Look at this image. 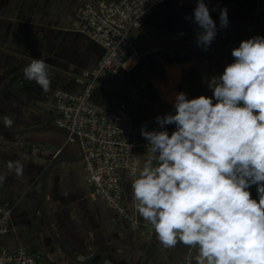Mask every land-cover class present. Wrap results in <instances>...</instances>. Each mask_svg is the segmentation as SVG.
I'll return each mask as SVG.
<instances>
[{
	"label": "crops",
	"instance_id": "0c3cea01",
	"mask_svg": "<svg viewBox=\"0 0 264 264\" xmlns=\"http://www.w3.org/2000/svg\"><path fill=\"white\" fill-rule=\"evenodd\" d=\"M88 1L0 0V113L10 112L15 119L12 132L56 126V93H82L85 74L96 68L103 54V47L79 29L78 11ZM205 2L218 28L207 50L196 42V0H155L153 13L139 28L141 38L160 44L184 35L191 40L169 50L137 48L125 67L102 78L92 93L95 104L130 113L142 139V126L158 127L155 117L173 111L175 92L184 91L188 98L211 96L207 82L232 62V49L243 39L264 35V15L255 18V0ZM223 7L229 23L221 28ZM33 58H43L50 69L47 92L24 78L22 69ZM4 131L10 130L0 124ZM145 151L140 150L141 164ZM80 155V147L60 132L0 135V171L7 173L10 160L23 164L21 176L7 173L0 184V204L13 208L0 250L25 248L39 255L40 264H79L54 246L51 227L74 256L96 264H186L188 247L178 243L164 248L153 226L134 210L130 172L122 171L124 206L130 216L124 218L93 194ZM47 170L43 198L39 184ZM250 190L255 196L256 186Z\"/></svg>",
	"mask_w": 264,
	"mask_h": 264
},
{
	"label": "clouds",
	"instance_id": "9594fccd",
	"mask_svg": "<svg viewBox=\"0 0 264 264\" xmlns=\"http://www.w3.org/2000/svg\"><path fill=\"white\" fill-rule=\"evenodd\" d=\"M192 19L197 46L207 50L218 28L205 0H196ZM228 23L220 8V27ZM231 55L207 82L211 96L175 92L173 111L155 117L158 127H141L146 151L129 173L134 210L164 248L188 247L186 264H264V35L241 40ZM22 71L49 90L43 58ZM0 124L16 127L10 112L0 113ZM6 169L21 176L23 164L10 160ZM7 173L0 171V184Z\"/></svg>",
	"mask_w": 264,
	"mask_h": 264
},
{
	"label": "built area",
	"instance_id": "2783aa9c",
	"mask_svg": "<svg viewBox=\"0 0 264 264\" xmlns=\"http://www.w3.org/2000/svg\"><path fill=\"white\" fill-rule=\"evenodd\" d=\"M155 0H90L79 8V29L103 47L102 57L92 71L85 74V86L78 95L59 91L55 95L58 117L56 126L80 139L86 180L93 194L124 218L122 171L141 165L140 150L146 140L130 113L122 109L109 111L92 101L100 80L115 75L137 47L128 37L131 28L139 29L155 8ZM264 15V0H255L254 16ZM157 126L151 128L155 129ZM69 141L75 140L69 136ZM13 208L0 204V237L12 222ZM39 255L25 248L0 250V264H40Z\"/></svg>",
	"mask_w": 264,
	"mask_h": 264
},
{
	"label": "water",
	"instance_id": "95a60500",
	"mask_svg": "<svg viewBox=\"0 0 264 264\" xmlns=\"http://www.w3.org/2000/svg\"><path fill=\"white\" fill-rule=\"evenodd\" d=\"M128 37L130 38L132 43L137 48H142V49H147V50H151V49L169 50V49H173V48L178 47L179 45H181L185 41L191 40V38L189 36L184 35V36H181L176 42H173L171 44H165V43L160 44V43H156L154 41H148V40L142 39L140 36V30L137 28H131L128 32ZM46 131L60 132L62 134H65L68 138H69V136H71L75 140V143L80 147L81 155H80L79 159L83 161V152H82V148H81L80 139L76 135H71L67 130L62 129V128H58L56 126L37 127V128L29 129V130L16 131V132L4 131V132H0V135L11 134V133L24 134V133H34V132H46ZM57 162H59V161H56L55 163H57ZM48 172H49V170H47V172L44 176L43 182L41 184H39V191L41 192L43 198H44V191H45V185H46V181H47ZM49 231L53 237L54 246H58V248L61 250V252L65 256H67L70 260H72L76 263H79V264H96V263L92 262L90 259L82 260V259H79L76 256H74V254L71 252L69 247L55 234V232H53L51 227H49ZM108 262H110V261H108ZM110 264H111V262H110Z\"/></svg>",
	"mask_w": 264,
	"mask_h": 264
},
{
	"label": "trees",
	"instance_id": "16d2710c",
	"mask_svg": "<svg viewBox=\"0 0 264 264\" xmlns=\"http://www.w3.org/2000/svg\"><path fill=\"white\" fill-rule=\"evenodd\" d=\"M92 101H93V99H92Z\"/></svg>",
	"mask_w": 264,
	"mask_h": 264
}]
</instances>
